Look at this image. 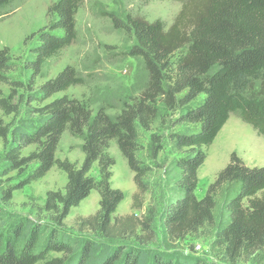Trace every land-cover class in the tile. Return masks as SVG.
I'll use <instances>...</instances> for the list:
<instances>
[{"label":"trees","instance_id":"16d2710c","mask_svg":"<svg viewBox=\"0 0 264 264\" xmlns=\"http://www.w3.org/2000/svg\"><path fill=\"white\" fill-rule=\"evenodd\" d=\"M11 2L0 0V19L7 15L1 10ZM79 5V0L50 5L52 19L36 33V44L26 60L25 83L10 77L9 50L0 49V82L10 88L6 97L0 96V111L2 117L11 116L8 121L0 117V203L9 204L13 191L53 167L67 178L64 192L46 194L42 209L49 214L48 222L17 216L0 206V264H206L140 245L141 239H154V215L112 216L123 193L109 184L114 164L107 152L110 143L115 142L133 173L131 208L141 209L153 171L139 157L141 137L153 131L162 111L175 119L165 137L150 135L151 158L156 159L165 145L178 155L163 168L169 197L158 222L164 246L172 249L173 242L188 233L209 231L213 251L226 263L260 254L264 250V166H248L232 153L201 198L195 189L206 149L231 114L264 137V0H190L169 26L160 18L128 13L125 26L135 39L129 54L142 60L147 81L114 113L103 107L93 112L83 100L67 95L43 104L83 84L72 66L40 84L25 101L17 90L34 85L42 65L74 42ZM187 12L190 15L184 19ZM64 133L82 140L79 166L55 158ZM29 146L33 150L24 154ZM95 164L98 179L89 174ZM26 170L17 183L7 182L10 173ZM93 190L100 197L98 210L79 218L78 224L99 240L61 231L70 209ZM129 237L134 238L133 244L127 242Z\"/></svg>","mask_w":264,"mask_h":264},{"label":"rangeland","instance_id":"374dc122","mask_svg":"<svg viewBox=\"0 0 264 264\" xmlns=\"http://www.w3.org/2000/svg\"><path fill=\"white\" fill-rule=\"evenodd\" d=\"M57 0H12L1 12L7 13L0 19V49L7 48L12 62L10 77L25 83L27 78L26 60L31 48L36 44V33L45 28L52 19L48 12L51 4ZM80 5L75 14L76 37L72 45L63 50L58 56L47 60L41 67L34 85L25 84L17 90L22 99L28 100V93L55 77L66 66L75 68L83 84L74 86L65 92L57 93L49 100L63 95L83 100L93 112L103 107L108 113L116 112L131 97L138 94L145 86L147 72L139 57L129 53L135 44L133 33L126 28L127 14L143 15L149 20L160 18L169 26L183 10V5L190 0H79ZM190 14H184L187 19ZM10 92L7 84L0 82V96L6 97ZM17 98H14L16 101ZM37 106L35 102H30ZM161 117L152 126L153 131L144 132L141 137V151L139 157L153 167L148 177L149 190L143 195L142 208H131V197L135 191L133 173L128 169L114 141L107 150L113 158L110 167L109 184L112 188L123 193V199L118 204L112 216L135 214L138 217L155 216L154 239L139 241L145 248L155 249L161 254L174 257L175 255L198 260L206 264H229L216 256L211 244L212 232H197L186 234L173 242V248L164 246L158 216L164 210L169 194L166 191L163 168L167 163L176 159L168 146L158 153L156 159L151 158L150 135H167L171 129L170 122L175 115L162 111ZM0 117L2 113L0 111ZM5 121L11 119L2 117ZM165 123H163V121ZM225 126V127H224ZM224 129L216 135L211 145L206 149V158L197 171L198 183L195 189L197 198H201L217 173L228 163L230 155L234 153L248 166H264V137L256 134L252 128L231 114L224 124ZM175 127V130H179ZM220 133V134H219ZM82 140L64 133L58 143L55 158L67 159L79 166L83 160L81 150ZM33 150L29 146L23 150L24 154ZM3 163V146L0 139V168ZM25 173L12 172L8 175L9 184L17 183ZM96 179L99 178L97 165H93L89 172ZM66 174L56 167L36 181L13 191L9 204L0 206L8 213L17 216L30 217L44 222L49 221V214L43 209L48 191L64 192ZM99 194L93 190L78 206L71 208L69 214L59 228L67 234L82 235L89 239H98L87 230H80L79 218H86L95 214L99 207ZM137 234L140 230L137 229ZM145 239V238H144ZM99 240V239H98ZM128 243L133 244L134 238L129 237ZM236 264H264V250L249 260H240Z\"/></svg>","mask_w":264,"mask_h":264},{"label":"crops","instance_id":"0c3cea01","mask_svg":"<svg viewBox=\"0 0 264 264\" xmlns=\"http://www.w3.org/2000/svg\"><path fill=\"white\" fill-rule=\"evenodd\" d=\"M222 129H223V128H222ZM221 132H222V130L220 131V133H221ZM220 133H219V134H220Z\"/></svg>","mask_w":264,"mask_h":264},{"label":"bare ground","instance_id":"6f19581e","mask_svg":"<svg viewBox=\"0 0 264 264\" xmlns=\"http://www.w3.org/2000/svg\"><path fill=\"white\" fill-rule=\"evenodd\" d=\"M225 127V126H224ZM224 127H223V129H224ZM223 129H222V131H223Z\"/></svg>","mask_w":264,"mask_h":264}]
</instances>
